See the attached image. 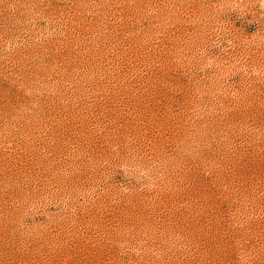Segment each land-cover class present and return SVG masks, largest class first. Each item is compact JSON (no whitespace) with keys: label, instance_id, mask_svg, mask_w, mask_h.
Returning <instances> with one entry per match:
<instances>
[{"label":"rangeland","instance_id":"obj_1","mask_svg":"<svg viewBox=\"0 0 264 264\" xmlns=\"http://www.w3.org/2000/svg\"><path fill=\"white\" fill-rule=\"evenodd\" d=\"M0 264H264V0H0Z\"/></svg>","mask_w":264,"mask_h":264}]
</instances>
